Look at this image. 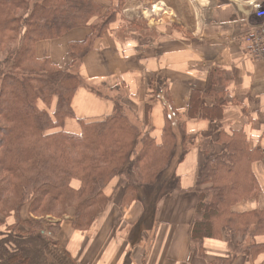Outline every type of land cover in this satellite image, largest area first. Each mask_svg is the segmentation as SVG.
Listing matches in <instances>:
<instances>
[{
	"label": "trees",
	"instance_id": "1",
	"mask_svg": "<svg viewBox=\"0 0 264 264\" xmlns=\"http://www.w3.org/2000/svg\"><path fill=\"white\" fill-rule=\"evenodd\" d=\"M106 1L109 7L96 0H0V52L5 57L0 61V264H77L56 239L60 225L44 230L40 221L23 218L25 206L34 216L40 211L58 219L70 216L75 230L88 232L111 203L106 189L113 180L119 179L117 188L125 189L124 207L159 191L163 197L179 183L165 177L174 159L187 154L189 138L185 133L180 137L182 124L172 120L168 98L162 99L160 140L132 120L118 94L106 96L114 112L103 120L86 122L74 112L73 99L86 85L78 67L96 40L120 23L127 3ZM80 28L91 32L69 43V69L37 55L40 43ZM222 81L224 70L214 68L206 88L192 91L190 119H224L225 91L217 90ZM150 111L147 105V115ZM69 119L77 120L79 133L66 130ZM218 142L223 150L206 153L197 180L191 231L195 252L203 255L206 241L216 240L235 253L255 257L264 253V242H257L264 237V211L241 213L236 207L262 193L253 165L264 164V149L252 148L243 130H222ZM243 237L250 241L237 242ZM212 264H233V259Z\"/></svg>",
	"mask_w": 264,
	"mask_h": 264
},
{
	"label": "crops",
	"instance_id": "2",
	"mask_svg": "<svg viewBox=\"0 0 264 264\" xmlns=\"http://www.w3.org/2000/svg\"><path fill=\"white\" fill-rule=\"evenodd\" d=\"M96 1L110 6L106 0ZM253 2L264 5V0H127L120 23L96 40L81 62L78 73L94 90L82 87L75 95L78 119L98 121L111 116L114 103L106 96L118 94L143 131L160 140L165 126L162 99L168 98L172 120L182 124L180 137L185 133L190 148L182 160L173 161L177 160L173 176L179 188L163 197L161 193L141 197L124 207L125 189L117 188L119 179H115L106 189L111 203L88 232L75 230L70 221L62 223L58 241L77 264H212L231 257L233 264H264V253L248 257L216 240H207L204 254L199 255L191 237L197 180L206 153L223 150L218 142L221 131L243 130L252 148L264 149V59L253 56L245 41L246 34L261 22L254 16ZM137 19L147 22L144 33L152 32V41L146 43L144 33L132 30ZM90 32L75 29L60 40L42 42L37 55L67 70L69 43L86 39ZM214 68L225 72V83L217 88L225 91L221 99L225 117L220 123L190 119L191 93L206 88ZM147 105L151 106L148 115ZM66 130L78 133L77 120L69 119ZM253 171L262 193L256 200L240 203L236 210L241 213L264 211V164L255 163ZM249 241L247 237L237 240ZM257 242L263 243L264 237Z\"/></svg>",
	"mask_w": 264,
	"mask_h": 264
},
{
	"label": "rangeland",
	"instance_id": "3",
	"mask_svg": "<svg viewBox=\"0 0 264 264\" xmlns=\"http://www.w3.org/2000/svg\"><path fill=\"white\" fill-rule=\"evenodd\" d=\"M101 1H103V0H101ZM123 13V12H122ZM145 23H147L144 19H137L136 21H134V23L131 25V28H132V30L136 33V34H141V33H144V30H145V26L146 25H144ZM144 35H145V40L147 41L146 43H148L149 41H152L153 40V37H154V34L152 33V32H149V33H144ZM5 57H4V55H2V53L0 52V61H2L3 59H4ZM85 82V87L84 88H86V89H89L90 90V87H91V84L90 83H88L87 81H84ZM102 92L104 93V94H107L106 93V90H102ZM132 118V117H131ZM132 120L135 122L136 120H135V118H134V116H133V118H132ZM84 121H86V122H89L88 120H84ZM96 121V120H95ZM137 124H138V122H137ZM77 128H78V133L80 132V130H81V127H80V125H79V123L77 122ZM71 130V129H70ZM175 160V159H174ZM176 162H177V160H176ZM176 162H173L172 164L173 165H171L172 167L169 169V171L166 173L167 175H166V181H169L170 179H173V178H171V177H174L173 176V171H174V166H175V164H176ZM175 163V164H174ZM171 176V177H170ZM1 179H2V176H0V181H1ZM163 182H165V180L163 181ZM160 195V191L159 192H157L155 195ZM154 195V196H155ZM154 196H152V197H154ZM31 209L29 208V206H25L24 208H23V218L24 219H27V220H37V221H40L41 223H42V226H43V229L44 230H47L48 231V228L49 227H52L53 229H54V227L56 228V226L57 225H60V228H61V225H62V223L63 222H65V221H70L71 223H72V220H71V218L72 217H70V216H66L65 218H63V219H58V218H55L54 216H52V215H49V214H47V215H44V214H42V212L40 211V213H38V214H36L35 216L34 215H32L31 214ZM10 220H13V221H15L13 218L11 219H9V221ZM98 220V219H97ZM72 226H73V224H72ZM74 228V227H73ZM26 231H27V229H26ZM59 233H60V231H59ZM59 233H58V235H59ZM58 237V236H57ZM56 237V239L58 240V238Z\"/></svg>",
	"mask_w": 264,
	"mask_h": 264
},
{
	"label": "built area",
	"instance_id": "4",
	"mask_svg": "<svg viewBox=\"0 0 264 264\" xmlns=\"http://www.w3.org/2000/svg\"><path fill=\"white\" fill-rule=\"evenodd\" d=\"M254 16L261 22L245 36L250 53L257 59H264V5L253 2Z\"/></svg>",
	"mask_w": 264,
	"mask_h": 264
}]
</instances>
